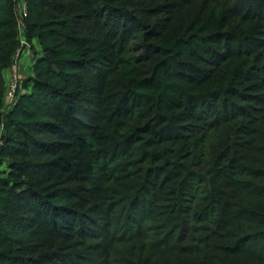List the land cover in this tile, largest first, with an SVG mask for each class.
<instances>
[{
  "label": "trees",
  "instance_id": "trees-1",
  "mask_svg": "<svg viewBox=\"0 0 264 264\" xmlns=\"http://www.w3.org/2000/svg\"><path fill=\"white\" fill-rule=\"evenodd\" d=\"M0 264H264V0H0Z\"/></svg>",
  "mask_w": 264,
  "mask_h": 264
},
{
  "label": "rangeland",
  "instance_id": "rangeland-1",
  "mask_svg": "<svg viewBox=\"0 0 264 264\" xmlns=\"http://www.w3.org/2000/svg\"><path fill=\"white\" fill-rule=\"evenodd\" d=\"M34 46L36 48H39V45L36 40H33ZM17 63H15V73L20 74V73H25L26 75L31 73V62H32V56L29 55L27 52L22 51L20 53V56L16 59ZM22 72H21V71ZM5 74L7 76V82L10 83V76H11V70H6ZM12 78V77H11Z\"/></svg>",
  "mask_w": 264,
  "mask_h": 264
},
{
  "label": "built area",
  "instance_id": "built-area-1",
  "mask_svg": "<svg viewBox=\"0 0 264 264\" xmlns=\"http://www.w3.org/2000/svg\"><path fill=\"white\" fill-rule=\"evenodd\" d=\"M16 9L19 12H21L22 15L26 14V7H25L24 3H19L17 5ZM22 42H26V41L23 39ZM16 55H18V50L16 52ZM15 63L16 62H13V64H12V78H11V81H10V87H9L8 94H7V99H8L9 102L12 100L14 89H15V86H16V83H17V79L19 78L18 74L15 73V70H16Z\"/></svg>",
  "mask_w": 264,
  "mask_h": 264
}]
</instances>
